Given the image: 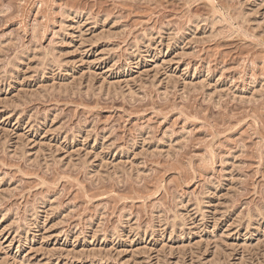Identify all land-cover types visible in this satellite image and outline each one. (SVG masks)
<instances>
[{"label":"rangeland","instance_id":"1","mask_svg":"<svg viewBox=\"0 0 264 264\" xmlns=\"http://www.w3.org/2000/svg\"><path fill=\"white\" fill-rule=\"evenodd\" d=\"M0 264H264V0H0Z\"/></svg>","mask_w":264,"mask_h":264}]
</instances>
